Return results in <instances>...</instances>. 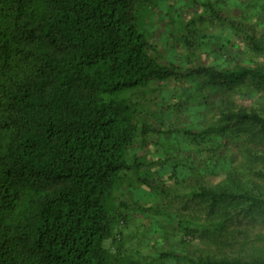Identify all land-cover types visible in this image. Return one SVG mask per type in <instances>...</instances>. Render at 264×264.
Instances as JSON below:
<instances>
[{
	"label": "trees",
	"instance_id": "1",
	"mask_svg": "<svg viewBox=\"0 0 264 264\" xmlns=\"http://www.w3.org/2000/svg\"><path fill=\"white\" fill-rule=\"evenodd\" d=\"M156 2L0 0V264H264V66L186 67L163 57L139 23L141 9ZM192 2L202 11L177 32L188 52L202 47L208 24L264 56L260 21L237 18L227 0ZM242 4L232 1L247 13ZM186 79L216 104L212 122L182 132L195 175L188 183L178 178L185 170L170 175L186 190H170L167 210L181 204L163 239L179 236L181 248L199 236L216 252L167 250L137 261L126 246L135 239L126 233L131 190L155 167L180 164L133 152L149 135L172 131L147 122L137 98ZM244 88L261 103L239 104ZM204 171L224 178L206 184ZM144 207L135 209L153 208Z\"/></svg>",
	"mask_w": 264,
	"mask_h": 264
},
{
	"label": "rangeland",
	"instance_id": "2",
	"mask_svg": "<svg viewBox=\"0 0 264 264\" xmlns=\"http://www.w3.org/2000/svg\"><path fill=\"white\" fill-rule=\"evenodd\" d=\"M193 0H157L154 7L143 8L140 11L139 23L147 32L151 44L155 50L163 57L169 60L178 62L186 67H194L197 65L211 64L221 65L222 67H232L236 63L254 62L264 66V56L256 55L247 47L243 36H235L230 30H226L217 25L203 26V45L200 49L194 52H188L177 37L183 27V21L189 20L195 14L202 11L198 4H193ZM232 1L249 4L247 0H227L226 7H230L233 15L237 18H246L248 21H260L261 27H264V0H251L248 12L242 10L238 6L232 5ZM252 10L254 11L252 13ZM250 14H255L257 18L250 17ZM261 29V28H260ZM175 30V32L173 31ZM260 33V30H258ZM196 82V81H194ZM190 80L163 82L157 86L158 91L153 94L148 93L145 97L137 98L143 103L145 113L144 118L158 130H172L165 138L164 136L149 135L146 137L144 146L134 147V151L139 156L144 157L146 161H154L158 164V160L166 161L168 155L173 157L171 161L180 162L175 169L171 163H165L164 166H158L150 172L151 177L145 180L144 185L133 186L131 190V199L136 205L145 206L144 208L153 207L148 213H139L135 209L136 205L130 208L129 214H132L133 221L127 226L128 235H133L135 239L127 242L126 246L132 250L131 254L134 259L142 260L148 254L154 257L163 251H180L183 250L188 255L211 254L214 247L197 236L196 238H188L187 244H182L180 248L179 236L170 235L163 239L173 227V218L178 213L177 206H180L177 201L174 202V213L167 208L170 202L167 197L173 188H178L184 192L187 179L193 173V164L191 155L193 149L187 146L185 142L188 137L182 134L196 127H200L213 120L214 112L210 109L216 102L213 101L209 90H198L196 83ZM197 87V88H196ZM246 88L241 89L236 96L239 104L257 105L261 103V99L252 92H246ZM208 97V104L206 99ZM149 114V115H148ZM159 143V144H158ZM141 144V141H140ZM184 147V148H183ZM190 155V156H189ZM202 159L207 155L203 154ZM231 162L236 164L240 156L235 150L229 154ZM145 162V161H144ZM176 164V163H175ZM181 169V170H180ZM184 175L179 176L178 174ZM194 171V172H192ZM209 172V170H206ZM172 172H176L178 178H184V182L180 186H176L175 182L170 180ZM202 172L203 179L206 184H215L224 178V174L211 175L210 173ZM188 174V175H187ZM188 177H187V176ZM161 183L168 189L161 190ZM160 188V190H159ZM164 188V187H163ZM162 192V194L160 193ZM130 195L127 197L130 200ZM166 200L168 201L166 203ZM140 227V228H138ZM258 229V228H257ZM216 252V251H214ZM149 258V256H148ZM153 264H163V261H155ZM164 264H174L173 261H166Z\"/></svg>",
	"mask_w": 264,
	"mask_h": 264
}]
</instances>
